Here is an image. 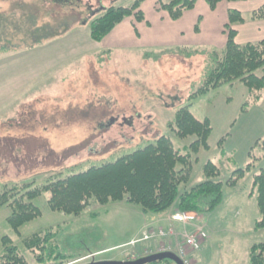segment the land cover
<instances>
[{
  "label": "rangeland",
  "instance_id": "374dc122",
  "mask_svg": "<svg viewBox=\"0 0 264 264\" xmlns=\"http://www.w3.org/2000/svg\"><path fill=\"white\" fill-rule=\"evenodd\" d=\"M135 1L78 0L69 7L57 0H0V18L5 21H0V33L18 37L12 41L18 47L44 43L72 29L85 34L100 9L128 8ZM143 3L147 10L154 0ZM2 11H14L15 16ZM25 32L28 38L22 37ZM7 43L10 40H0L1 52L14 47ZM164 54L145 55L124 48L108 54L100 48L94 57L62 68L50 81L39 82L34 90L0 110V193L4 186L31 183L41 187L50 176H68L115 161L157 136L169 137L174 148L183 152L193 138H178L170 129L183 105L190 106L196 119H209L212 126L210 149L198 154L188 188L204 181L201 170L207 161L222 170L225 181L232 171L251 163L249 154L259 157L264 111L258 108L264 109V91L260 102L244 113L247 90L238 83L189 99L202 85L208 55ZM263 160L253 173L263 167ZM251 181L249 175L236 189L224 186L218 209L194 223L171 221L170 210L164 215L144 213L139 206L125 202L104 206L91 202L79 215H67L51 211L49 194L44 193L33 201L40 217L15 231L7 223L10 210L0 206V260L5 254L2 239L8 238L26 264H39L22 242L51 229L58 252L76 258L68 264L92 258L123 261L139 249H143L139 253L156 249L157 237L145 240L144 236L168 228L167 221H154L168 215L176 243L181 242V235L200 227L206 232L207 240L191 257L194 264H248L250 247L264 241V232L253 229L260 213Z\"/></svg>",
  "mask_w": 264,
  "mask_h": 264
},
{
  "label": "trees",
  "instance_id": "16d2710c",
  "mask_svg": "<svg viewBox=\"0 0 264 264\" xmlns=\"http://www.w3.org/2000/svg\"><path fill=\"white\" fill-rule=\"evenodd\" d=\"M145 0H136L128 8L108 7L89 23L90 37L100 43L119 23L128 17L136 21L144 19L141 5ZM199 0H156L155 8L167 13L172 21L192 10ZM244 0H204L210 10L221 2ZM264 21V6L248 14L229 10L224 25L225 46L220 51L180 50V54L194 53L208 55V66L204 70L201 87L189 99L205 94L223 85L241 84L247 90V100L241 111L256 106L264 91V41L237 45L233 26L247 22ZM198 25H196V30ZM10 49H15L10 47ZM6 51V50H3ZM15 51V50H13ZM1 52V51H0ZM189 105L176 111L171 131L181 139L193 138L183 152L174 148L167 136H157L141 149L119 157L115 161L93 166L76 174L50 176L48 183L41 187L33 184L4 186L0 193V206L10 210L9 226L18 231L20 227L38 217L41 212L33 201L44 193L49 194L48 208L67 215H79L91 202L104 206L112 202H125L139 206L144 213L162 214L174 208L176 213L195 214L198 217L216 211L224 200V186L236 189L249 175L256 191V206L260 220L254 224V231L264 232V168L253 173L256 164L264 159V140L257 143L261 155L249 154L251 163L230 173L223 181L222 170L212 161L202 167L204 181L188 188L198 154L210 149L208 139L212 133L209 119L198 120ZM223 142L221 140L220 144ZM250 162V161H249ZM55 233L51 229L33 235L22 242L23 247L36 257L39 264H68L76 258L58 252ZM5 254L0 264H26L8 238H3ZM155 264H172L167 260ZM248 264H264V241L253 244L249 251Z\"/></svg>",
  "mask_w": 264,
  "mask_h": 264
},
{
  "label": "crops",
  "instance_id": "0c3cea01",
  "mask_svg": "<svg viewBox=\"0 0 264 264\" xmlns=\"http://www.w3.org/2000/svg\"><path fill=\"white\" fill-rule=\"evenodd\" d=\"M76 2L77 0H57L58 4L69 7L76 6ZM155 3L156 0L147 10L143 3L142 21H136L133 17L124 19L100 43L92 41L89 26L85 34L72 29L62 37L26 47H18V43H13L12 41L19 38L12 33L8 35L1 32L0 40H10L7 44L15 49L0 52V110L34 90L39 82L50 81L62 68L94 57L100 48L108 54L115 48H124L145 55L169 52L178 55V49L202 51L200 49L206 50L213 46L221 50L226 43L224 25L228 11L248 14L264 6V0L221 2L212 11L204 0H199L192 10L185 12L179 20L172 21L166 12L156 10ZM2 12H9L13 18L15 16L14 11ZM0 21L5 22L2 18ZM87 25L88 23H85L84 26ZM232 28L236 32L234 40L237 45L264 41V21L247 22ZM28 35L29 33L25 32L22 37L28 38ZM258 109L264 111L263 107ZM262 166L261 168H264V165ZM170 211H174V208ZM154 221L161 222L160 224L167 221L166 227L171 226L168 215Z\"/></svg>",
  "mask_w": 264,
  "mask_h": 264
},
{
  "label": "built area",
  "instance_id": "2783aa9c",
  "mask_svg": "<svg viewBox=\"0 0 264 264\" xmlns=\"http://www.w3.org/2000/svg\"><path fill=\"white\" fill-rule=\"evenodd\" d=\"M196 216L193 214H172L171 221L179 222V223H189L195 221ZM173 233V230H170ZM170 231L165 233L164 231L160 230L157 233L151 232L150 234H145L144 239L150 240L152 238L157 237V239H162L164 237H174ZM207 238L206 234L200 228L193 233L184 234L183 242L181 244L175 243L174 247L172 246H161L159 252H175L178 257L182 260L183 264H190L188 261V254L190 252H196L200 249L201 241Z\"/></svg>",
  "mask_w": 264,
  "mask_h": 264
},
{
  "label": "water",
  "instance_id": "95a60500",
  "mask_svg": "<svg viewBox=\"0 0 264 264\" xmlns=\"http://www.w3.org/2000/svg\"><path fill=\"white\" fill-rule=\"evenodd\" d=\"M105 8L100 9V11L104 10ZM97 11V12H100ZM167 260L172 262L173 264H182V262L179 260L177 256H175L172 253H160V254H155V255H150L144 258H140L136 261L132 262H123V261H103V262H98V263H93V264H150L153 262H158V261H163Z\"/></svg>",
  "mask_w": 264,
  "mask_h": 264
},
{
  "label": "flooded vegetation",
  "instance_id": "af4514ba",
  "mask_svg": "<svg viewBox=\"0 0 264 264\" xmlns=\"http://www.w3.org/2000/svg\"><path fill=\"white\" fill-rule=\"evenodd\" d=\"M69 1H72V0H68V2ZM141 250H143V249H139L137 252L139 253ZM136 253L132 254L130 257H128L127 259L123 260V262L136 261V260H138L140 258H144V257L150 256V255L159 254L160 252H159V249L156 248L155 250L153 249L150 253H146V251H144L143 253H139V254H136ZM98 262H103V261H98V260H95L94 258H92L91 260H89L87 262H84V263H81V264H93V263H98ZM155 263L156 262H153V263H150V264H155Z\"/></svg>",
  "mask_w": 264,
  "mask_h": 264
}]
</instances>
